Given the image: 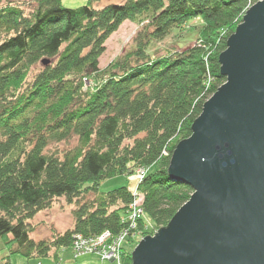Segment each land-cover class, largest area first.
Segmentation results:
<instances>
[{
    "label": "trees",
    "instance_id": "trees-1",
    "mask_svg": "<svg viewBox=\"0 0 264 264\" xmlns=\"http://www.w3.org/2000/svg\"><path fill=\"white\" fill-rule=\"evenodd\" d=\"M35 1L26 10L0 0V237L27 257L57 259L75 234L117 233L130 225L133 188L100 185L139 167L148 169L138 186L144 213L167 226L193 194L169 176L172 153L226 81L220 54L259 0ZM125 21L140 25L134 48L101 69L105 42ZM176 29L197 31L199 42L154 58L152 45ZM73 137L62 155L48 150ZM62 197L75 204L73 228L35 241L31 220ZM128 255L123 264H133Z\"/></svg>",
    "mask_w": 264,
    "mask_h": 264
},
{
    "label": "water",
    "instance_id": "water-1",
    "mask_svg": "<svg viewBox=\"0 0 264 264\" xmlns=\"http://www.w3.org/2000/svg\"><path fill=\"white\" fill-rule=\"evenodd\" d=\"M219 61L226 82L168 169L194 193L143 238L133 264H264V0L247 10Z\"/></svg>",
    "mask_w": 264,
    "mask_h": 264
},
{
    "label": "rangeland",
    "instance_id": "rangeland-1",
    "mask_svg": "<svg viewBox=\"0 0 264 264\" xmlns=\"http://www.w3.org/2000/svg\"><path fill=\"white\" fill-rule=\"evenodd\" d=\"M88 1L89 0H62V3L66 7H78L87 4ZM122 1L123 0H101L98 3H95V7H102L107 4L119 3ZM3 2H12L14 4L18 3L26 10H30L36 3L35 0H3ZM254 4L255 3H250L246 10H248ZM200 23V20H194L192 23H190L189 27L199 25ZM139 29L140 25L138 23L133 21H125L119 27V29L114 32L105 42V51L99 57V67L104 69L115 58L134 48L133 39ZM198 42L199 40L197 31H182L176 29L171 32L164 40L155 42L152 45L151 54L154 58H159L170 53L182 52L185 49L194 46ZM38 69L39 67H36L34 71H37ZM77 144V138L73 137L65 141L52 143L49 145L48 150L62 155L67 149H71ZM164 154L168 155V152H164ZM147 172L148 169L139 167L136 173L130 177L125 175L116 176L102 181L100 185L101 192H107L123 185L133 188V192L136 194L134 195L133 201L129 207V211L131 215L133 212H135L134 214L137 213V218L134 219V223L136 224L135 227H132L131 225L130 215L128 213L125 214L124 220L130 219L128 221V223L130 222V225H126L117 233L112 232L110 229H106L105 233L108 235L105 236V238H103V234L101 233L95 235L98 237L101 236V239L98 240L100 243L94 244L97 249L89 252L82 251V241L84 240L85 244L86 241H91L95 236H83L82 234H75L71 245L61 250L59 253V258L57 259H55L53 256L46 258L27 257L16 250L17 245L8 244L3 237H0V264H123L124 258L129 256V253L132 254L133 259V252L137 246H139L143 238L148 235L154 236L155 233L160 228H162L155 226L153 221L147 215H145L141 206L142 196L138 190L140 182L139 177H141L140 180H142L144 178L142 176H146ZM74 209L75 204L69 203L66 198L62 197L54 199L50 208L38 212L31 220V225L33 227L31 237L35 241H50L55 234L64 233L68 229L73 228ZM139 217L145 220L143 228H141L137 223ZM119 244L120 247H118ZM116 246L118 248H116ZM113 247L116 248V255L111 257L107 256V254L112 251ZM105 252L106 254L104 255Z\"/></svg>",
    "mask_w": 264,
    "mask_h": 264
},
{
    "label": "built area",
    "instance_id": "built-area-1",
    "mask_svg": "<svg viewBox=\"0 0 264 264\" xmlns=\"http://www.w3.org/2000/svg\"><path fill=\"white\" fill-rule=\"evenodd\" d=\"M143 175V174H142ZM143 177V176H142ZM139 178H141V177H139ZM136 193H134V195H135ZM135 212H133L132 213V215L130 214V218H131V225H132V227H135L136 226V224L134 223V219H136L137 218V213L136 214H134ZM101 234H103V238H105V236H107L108 234H106L105 233V231L103 232V233H101ZM110 236V235H109ZM99 239H101V236H95V237H93L92 238V240L91 241H86V243L84 244V240L82 241V243H83V245H82V247H81V245H80V247L83 249L82 251L83 252H89V251H92V250H96L97 249V247H95V245L94 244H98V243H100V242H98V240ZM93 241H95V242H93ZM118 247H120V244H119V246ZM117 246H116V248H118ZM116 248L115 247H113L112 248V251L111 252H109L108 254H107V256H109V257H111V256H115L116 254H115V252H116ZM109 250V249H108ZM106 254V252L104 253V255Z\"/></svg>",
    "mask_w": 264,
    "mask_h": 264
},
{
    "label": "bare ground",
    "instance_id": "bare-ground-1",
    "mask_svg": "<svg viewBox=\"0 0 264 264\" xmlns=\"http://www.w3.org/2000/svg\"><path fill=\"white\" fill-rule=\"evenodd\" d=\"M245 12H247V10H245ZM241 23V22H240ZM237 29V28H236ZM49 62V61H48ZM226 78V77H225ZM88 85V84H87ZM137 197V196H136Z\"/></svg>",
    "mask_w": 264,
    "mask_h": 264
}]
</instances>
